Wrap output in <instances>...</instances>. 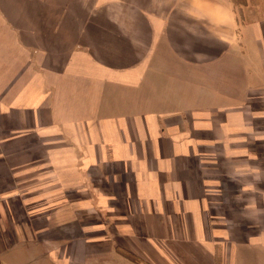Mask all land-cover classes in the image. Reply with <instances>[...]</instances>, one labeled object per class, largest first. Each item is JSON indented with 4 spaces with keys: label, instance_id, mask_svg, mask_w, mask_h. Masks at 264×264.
<instances>
[{
    "label": "crops",
    "instance_id": "0c3cea01",
    "mask_svg": "<svg viewBox=\"0 0 264 264\" xmlns=\"http://www.w3.org/2000/svg\"><path fill=\"white\" fill-rule=\"evenodd\" d=\"M257 177L264 0H0V264H264Z\"/></svg>",
    "mask_w": 264,
    "mask_h": 264
},
{
    "label": "rangeland",
    "instance_id": "374dc122",
    "mask_svg": "<svg viewBox=\"0 0 264 264\" xmlns=\"http://www.w3.org/2000/svg\"><path fill=\"white\" fill-rule=\"evenodd\" d=\"M29 245V244H28ZM29 248V247H28ZM30 249V248H29ZM30 252H32L31 250H30ZM24 255L23 256H21V258H22V260H20L19 262L21 263V264H50V263H48L46 260H42V261H38V260H36L35 259V257H33V255H31V253H30V255H27L26 253H23ZM33 254V253H32ZM137 258V257H136ZM136 260V259H135ZM134 260V261H135ZM136 261H139V259L137 258V260ZM93 264H97V262H92ZM16 264H18V260H17V262H16Z\"/></svg>",
    "mask_w": 264,
    "mask_h": 264
},
{
    "label": "trees",
    "instance_id": "16d2710c",
    "mask_svg": "<svg viewBox=\"0 0 264 264\" xmlns=\"http://www.w3.org/2000/svg\"><path fill=\"white\" fill-rule=\"evenodd\" d=\"M120 251L128 259H131V260H135L136 259L137 260L136 255H134L132 252H130V251L126 250V249H122V248L120 249Z\"/></svg>",
    "mask_w": 264,
    "mask_h": 264
},
{
    "label": "clouds",
    "instance_id": "9594fccd",
    "mask_svg": "<svg viewBox=\"0 0 264 264\" xmlns=\"http://www.w3.org/2000/svg\"><path fill=\"white\" fill-rule=\"evenodd\" d=\"M260 182H264V180H261L259 177H257L256 183H260ZM246 190L255 191V187L253 186L251 189H246ZM257 214H259V211H257Z\"/></svg>",
    "mask_w": 264,
    "mask_h": 264
}]
</instances>
